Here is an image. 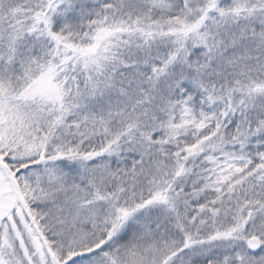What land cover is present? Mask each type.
<instances>
[{
    "label": "snow or ice",
    "instance_id": "snow-or-ice-1",
    "mask_svg": "<svg viewBox=\"0 0 264 264\" xmlns=\"http://www.w3.org/2000/svg\"><path fill=\"white\" fill-rule=\"evenodd\" d=\"M0 264H264V0H0Z\"/></svg>",
    "mask_w": 264,
    "mask_h": 264
}]
</instances>
